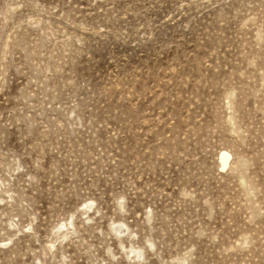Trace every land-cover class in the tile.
<instances>
[{"label":"rangeland","instance_id":"obj_1","mask_svg":"<svg viewBox=\"0 0 264 264\" xmlns=\"http://www.w3.org/2000/svg\"><path fill=\"white\" fill-rule=\"evenodd\" d=\"M0 264H264V0H0Z\"/></svg>","mask_w":264,"mask_h":264},{"label":"bare ground","instance_id":"obj_2","mask_svg":"<svg viewBox=\"0 0 264 264\" xmlns=\"http://www.w3.org/2000/svg\"><path fill=\"white\" fill-rule=\"evenodd\" d=\"M230 157H231L230 153L226 151L222 152L220 160L223 168H225L228 165V161Z\"/></svg>","mask_w":264,"mask_h":264}]
</instances>
